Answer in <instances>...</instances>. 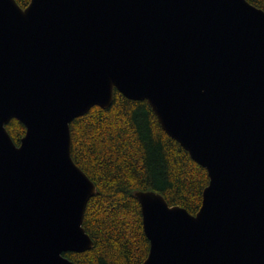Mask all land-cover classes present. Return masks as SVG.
I'll use <instances>...</instances> for the list:
<instances>
[{"label": "water", "instance_id": "95a60500", "mask_svg": "<svg viewBox=\"0 0 264 264\" xmlns=\"http://www.w3.org/2000/svg\"><path fill=\"white\" fill-rule=\"evenodd\" d=\"M114 89L146 99L209 176L195 214L135 192L141 264H264V10L247 0H0V264L92 247L96 186L69 124Z\"/></svg>", "mask_w": 264, "mask_h": 264}, {"label": "trees", "instance_id": "16d2710c", "mask_svg": "<svg viewBox=\"0 0 264 264\" xmlns=\"http://www.w3.org/2000/svg\"><path fill=\"white\" fill-rule=\"evenodd\" d=\"M30 0H16L26 7ZM264 10V0H247ZM15 144L25 134L17 118L5 124ZM71 156L93 181L82 226L93 241L84 251L62 254L77 264H141L149 251L137 190L160 193L169 205L195 214L209 182L195 161L159 123L146 99L117 89L107 108L93 105L69 124Z\"/></svg>", "mask_w": 264, "mask_h": 264}]
</instances>
